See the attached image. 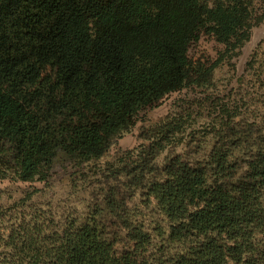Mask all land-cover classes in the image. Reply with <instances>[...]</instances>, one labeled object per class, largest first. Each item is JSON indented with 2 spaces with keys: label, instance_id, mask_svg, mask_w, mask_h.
I'll use <instances>...</instances> for the list:
<instances>
[{
  "label": "trees",
  "instance_id": "16d2710c",
  "mask_svg": "<svg viewBox=\"0 0 264 264\" xmlns=\"http://www.w3.org/2000/svg\"><path fill=\"white\" fill-rule=\"evenodd\" d=\"M261 23L264 0H0V181L101 160L143 112L212 81L217 63L191 55L202 35L235 55ZM213 102L209 152L160 161L193 125L184 107L106 165L83 213L39 188L0 202V264H264V117Z\"/></svg>",
  "mask_w": 264,
  "mask_h": 264
},
{
  "label": "rangeland",
  "instance_id": "374dc122",
  "mask_svg": "<svg viewBox=\"0 0 264 264\" xmlns=\"http://www.w3.org/2000/svg\"><path fill=\"white\" fill-rule=\"evenodd\" d=\"M224 50V46L213 37L202 35L192 47L191 55L208 64L218 65L207 86L173 93L159 106L143 112L136 126L116 138L109 152L97 162L81 167L57 163L47 183L0 181V202L11 203L21 198L26 191L39 188L42 191L37 195L40 196L39 200L44 198L57 213L64 214L71 210L83 213L90 204L103 199V189L106 188L103 171L106 165L119 164L122 157L145 142L140 136L143 130L152 128L182 108L192 106L196 111L193 125L177 135L176 144L160 155V161L171 152H186L196 157L210 151L213 144L212 133H216L215 128L218 131L220 128L215 122L217 117L213 101L216 99L222 98L231 107H240L241 115L238 120L264 117V23L253 28L250 40L235 55H227ZM203 105H207L205 110L201 108ZM78 204L83 207H76Z\"/></svg>",
  "mask_w": 264,
  "mask_h": 264
},
{
  "label": "clouds",
  "instance_id": "9594fccd",
  "mask_svg": "<svg viewBox=\"0 0 264 264\" xmlns=\"http://www.w3.org/2000/svg\"><path fill=\"white\" fill-rule=\"evenodd\" d=\"M76 207H80V208H82L83 205H82V204H78V205H76Z\"/></svg>",
  "mask_w": 264,
  "mask_h": 264
}]
</instances>
